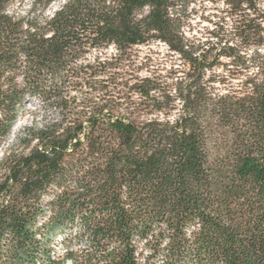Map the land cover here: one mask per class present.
I'll return each instance as SVG.
<instances>
[{
    "label": "trees",
    "instance_id": "obj_1",
    "mask_svg": "<svg viewBox=\"0 0 264 264\" xmlns=\"http://www.w3.org/2000/svg\"><path fill=\"white\" fill-rule=\"evenodd\" d=\"M17 1L0 0V139L32 99L56 116H34L24 150L0 159V264H264L257 0H220L234 29L212 44L185 31L194 0H64L51 15L56 0H32L25 15ZM154 41L188 65L184 75L162 82L81 61L111 45L129 58ZM228 65L257 73L233 82L213 71ZM77 222L75 237L64 234Z\"/></svg>",
    "mask_w": 264,
    "mask_h": 264
},
{
    "label": "rangeland",
    "instance_id": "obj_2",
    "mask_svg": "<svg viewBox=\"0 0 264 264\" xmlns=\"http://www.w3.org/2000/svg\"><path fill=\"white\" fill-rule=\"evenodd\" d=\"M64 0H56L46 11V15H51ZM32 4V0L17 1L13 9L18 14L25 15ZM258 9H264V0H257ZM228 6L220 0H194L189 3L185 15L186 25L185 31L187 35L195 40L209 41L210 44L216 42V37L213 36V32L226 31L230 32L233 28L234 19L228 16ZM251 16H254L252 14ZM225 17V20L224 18ZM255 46H250L247 50L244 48V53L247 56L253 53ZM130 57L125 59H116L118 57V50L113 46L91 49L87 57L81 61H118L117 67L108 68L109 71H129L140 77L147 75L156 77L162 82H171L172 78L176 75H184V72L188 70V65L174 53L169 47L160 41H154L149 44L136 45L128 51ZM223 63L230 64V60L227 58H221ZM233 69V70H232ZM236 67L228 65L225 67L219 66L213 71L223 77L226 76L233 82H238L246 79L248 76H253L257 73L256 68H249L248 70L242 69L240 72L234 71ZM231 70V72L229 71ZM211 71L207 72V77L211 75ZM125 107V105H124ZM40 124L47 118L56 116L54 109L45 110L41 107L39 99H32L26 106V111H23L13 126L12 132L7 139H0V159L8 151H23V147L18 142L19 136L22 134V130L26 125L31 124L33 117ZM147 117H144L145 119ZM3 170H0V191L4 192L5 181L3 177ZM79 223H75L70 226L64 234H70L75 237L76 232L79 231ZM74 247H81L84 242H74ZM62 244L60 239L56 240L53 244L55 252L62 251ZM147 255V251L144 252V256Z\"/></svg>",
    "mask_w": 264,
    "mask_h": 264
}]
</instances>
